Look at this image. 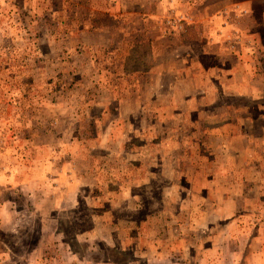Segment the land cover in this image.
<instances>
[{
	"label": "rangeland",
	"instance_id": "obj_1",
	"mask_svg": "<svg viewBox=\"0 0 264 264\" xmlns=\"http://www.w3.org/2000/svg\"><path fill=\"white\" fill-rule=\"evenodd\" d=\"M202 1L0 0V264H264V80L197 96L198 15L264 0Z\"/></svg>",
	"mask_w": 264,
	"mask_h": 264
},
{
	"label": "crops",
	"instance_id": "obj_2",
	"mask_svg": "<svg viewBox=\"0 0 264 264\" xmlns=\"http://www.w3.org/2000/svg\"><path fill=\"white\" fill-rule=\"evenodd\" d=\"M202 2L203 3H200V5H203L205 7L209 5L204 4V0ZM218 2L219 1H215V3L213 4H217ZM246 4L249 5L248 2ZM241 5L244 6L243 9L238 10L236 14L233 15H228V13H226L227 15L223 17L222 15H208L204 13L203 16L198 15L197 17V22H201V25L205 26L203 28L204 32L197 30V37L200 38L202 42V44L200 45L199 54L212 53L215 57L216 64L204 66L200 61L197 60V96L200 95L199 98H201V100L205 99V90L203 87L215 88V86H227L230 84V81L234 80L233 78H230L228 80L227 75H229V77H233V73L239 69L241 71H247V74L241 77V80L243 82L239 83V86H241L242 90L247 91L246 88L248 87L246 86L250 87L252 84H255L254 82H258L260 80L263 82L264 80V74H258V80L256 78H250L248 76V73H252L251 71L255 68L254 64H252V60L255 59L252 55V52L256 51L264 59V43L261 40V32L259 28H256L257 24H255V21H253V18H251L253 16L251 13L252 8H250L249 6L245 7V5L243 4ZM236 17L237 20L241 18L239 24H235L237 22ZM259 20L260 23L258 24V26L264 31V17H261V19ZM222 23H224V26H222ZM237 33L240 39H242L243 37L252 38L254 39L256 44L254 43L252 45V41V43L250 44L249 39V43H245L243 42V40H241L240 43H237L235 47H232L231 49L230 45L232 42H235L233 40V37ZM256 45H258V47H256ZM234 53L236 54V56L234 55ZM252 57L254 59H251ZM226 61L232 63H225ZM152 68L151 72H153ZM260 68L261 71H264V64ZM154 69L155 68H153V70ZM208 71L209 74H211L212 71L218 73V77H216V79H213V77L211 78L209 74H207ZM247 94H249V92H247ZM132 101L133 103L135 101H143V98L138 95L137 90L135 91V93L129 92L128 94L123 95L121 99H119L121 105L120 110L124 112L126 110L128 112H134L136 110V106L135 103L132 105ZM133 108L134 110H132ZM121 111L119 112V115L121 116H124L128 113H122ZM108 207L110 208L109 205Z\"/></svg>",
	"mask_w": 264,
	"mask_h": 264
}]
</instances>
